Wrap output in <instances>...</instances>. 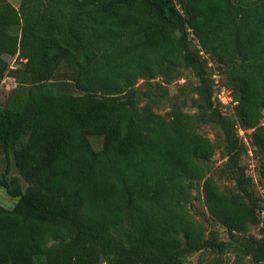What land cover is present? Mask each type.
Instances as JSON below:
<instances>
[{
	"label": "trees",
	"instance_id": "16d2710c",
	"mask_svg": "<svg viewBox=\"0 0 264 264\" xmlns=\"http://www.w3.org/2000/svg\"><path fill=\"white\" fill-rule=\"evenodd\" d=\"M202 52L223 69L231 114ZM188 70L195 113L167 95ZM10 72L0 148L20 177L7 165L0 187L19 200L0 205V264H264V199L240 135L253 130L264 181V0H0V86ZM207 124L224 140L217 170ZM197 196L226 239L192 213Z\"/></svg>",
	"mask_w": 264,
	"mask_h": 264
},
{
	"label": "rangeland",
	"instance_id": "374dc122",
	"mask_svg": "<svg viewBox=\"0 0 264 264\" xmlns=\"http://www.w3.org/2000/svg\"><path fill=\"white\" fill-rule=\"evenodd\" d=\"M10 2L14 7L17 9L20 8V4L22 0H7ZM237 1V0H235ZM192 46L193 48H199L198 42L193 39L192 40ZM203 58L207 60L208 62V70L209 73L212 76V79L220 85L221 88H224L225 95L230 96L233 99V93L232 90L226 86V76L223 73L222 67L209 55L204 54L202 52ZM18 55L14 57H7V60L10 64V71L15 70L21 66H19ZM10 76L11 80H7L5 82L2 81L0 86V105H5L10 93L12 90H14L17 87V82L12 77V73L8 74ZM12 76V77H11ZM15 83V84H14ZM216 85V92L218 94V90H220V87H217ZM198 84V80L195 77L194 73L190 70L184 71V76L178 80L172 83L167 88V95L168 98L177 96L179 103L184 107V109L190 113L199 112L202 109V106H200V101L197 97V95L194 92V86ZM139 85H142V82L139 83ZM180 87H184L183 89ZM224 96V95H223ZM218 100V97L216 98ZM216 100V101H217ZM144 104V103H142ZM234 101L232 105L229 106L228 110L225 111L227 114H231L232 110L234 108ZM156 111L159 113H167L170 111V104L167 98H165V101L163 100L159 107L156 108ZM264 119V118H263ZM262 119L261 125L263 126L264 120ZM198 132L206 137H208L211 141H213L214 144L217 146V151L215 155L212 158V161L210 165L212 166L213 170H217L219 167L222 168L224 164L227 161V158L224 156V140L220 133V130L218 127L207 124L198 130ZM253 133V130L249 131H243L240 133L242 140L244 143H246V146L248 147V151L244 154L242 164L247 167V173L252 176L255 180L256 184V190L259 193L260 196L264 199V181H261L259 179L258 173H257V167H258V160L254 153V147L251 144V137L250 135ZM91 142L96 150H100L102 148V139L98 137H92ZM7 165L10 167L11 176L13 178L20 177L18 170L15 167L14 159L12 155L7 156L6 153L0 148V175H2L7 168ZM23 185L25 183L23 182ZM26 186V185H25ZM221 189L225 192H230L234 190V184L230 181H220ZM194 195H197V192L194 193ZM19 199L13 198L7 194V192L0 187V205L4 208L11 210L13 209ZM192 213L196 216V218L204 223L207 228L209 229H216L219 231L221 238L226 239V231L216 223H214L210 219V214L208 212V209L206 208L204 204V198L201 196H197V199L194 201L193 206L189 207ZM251 234L259 237L260 236V227H253L251 229ZM199 254H194L193 256H190L188 258L187 264H199ZM230 257H227V260ZM229 262V261H228Z\"/></svg>",
	"mask_w": 264,
	"mask_h": 264
},
{
	"label": "built area",
	"instance_id": "2783aa9c",
	"mask_svg": "<svg viewBox=\"0 0 264 264\" xmlns=\"http://www.w3.org/2000/svg\"><path fill=\"white\" fill-rule=\"evenodd\" d=\"M175 2L177 1V0H174ZM7 80H11V78L10 77H6L5 79H4V81L3 82H5V81H7ZM215 83H216V81H215ZM15 84V83H14ZM17 84V83H16ZM217 84V87H220V85H218V83H216ZM225 90H224V88H221L220 87V90H218V94H217V97H218V100L224 105V106H226V107H228V106H230V105H232V103H233V99L230 97V96H226L225 95ZM224 95V96H223ZM264 120V119H263ZM263 126H264V122H263ZM241 132H243V130H240V133Z\"/></svg>",
	"mask_w": 264,
	"mask_h": 264
}]
</instances>
